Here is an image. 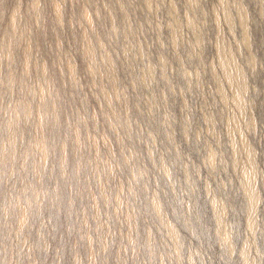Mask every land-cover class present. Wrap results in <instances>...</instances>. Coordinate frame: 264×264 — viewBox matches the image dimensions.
<instances>
[{
	"label": "rangeland",
	"instance_id": "374dc122",
	"mask_svg": "<svg viewBox=\"0 0 264 264\" xmlns=\"http://www.w3.org/2000/svg\"><path fill=\"white\" fill-rule=\"evenodd\" d=\"M0 264H264V0H0Z\"/></svg>",
	"mask_w": 264,
	"mask_h": 264
},
{
	"label": "bare ground",
	"instance_id": "6f19581e",
	"mask_svg": "<svg viewBox=\"0 0 264 264\" xmlns=\"http://www.w3.org/2000/svg\"><path fill=\"white\" fill-rule=\"evenodd\" d=\"M221 63L226 79L228 80L230 85L234 87V100L237 103V105L242 109L243 100L237 86L242 85L243 81L239 76L238 72L235 71V65L229 59L222 58ZM243 144L246 145L245 140H243ZM243 177H244L246 192L250 200L249 208L252 210L255 204L256 186L252 175L251 167L245 166V168H243Z\"/></svg>",
	"mask_w": 264,
	"mask_h": 264
}]
</instances>
